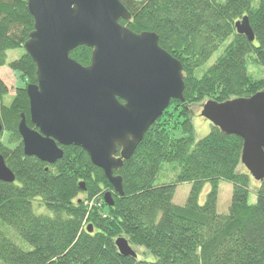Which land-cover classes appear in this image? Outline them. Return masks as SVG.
Wrapping results in <instances>:
<instances>
[{
  "label": "trees",
  "instance_id": "obj_1",
  "mask_svg": "<svg viewBox=\"0 0 264 264\" xmlns=\"http://www.w3.org/2000/svg\"><path fill=\"white\" fill-rule=\"evenodd\" d=\"M26 1L0 0V65L8 50L23 48L33 30ZM120 1L131 18L119 23L134 33L155 32L160 46L182 63L184 101L172 99L131 157L114 171L122 179L119 196L79 146H60L63 157L54 164L24 154L18 123L23 113L34 127L25 87L37 83V75L25 51L10 61L26 86L16 89L8 110L0 104L2 130L21 140L9 148L0 138V153L16 179L0 181V264H264V178L250 203L251 177L246 169L238 170L242 138L211 125L206 136L194 139L188 110L194 101L225 102L264 90V77L252 78L247 71L250 56L264 68V0ZM244 15L253 42L234 27ZM221 46L223 53L197 77L194 70ZM91 51L78 47L70 57L87 65ZM6 90L0 76V96ZM174 162L179 170L173 182L154 184L163 163ZM219 180L232 184L226 213L216 210ZM186 182L191 184L187 199L175 205L176 187ZM105 192L114 204L108 207L103 199L100 210L88 211L85 199L100 200ZM90 224L91 233L86 230ZM118 236L130 246H144L149 256H121L115 245Z\"/></svg>",
  "mask_w": 264,
  "mask_h": 264
},
{
  "label": "water",
  "instance_id": "obj_2",
  "mask_svg": "<svg viewBox=\"0 0 264 264\" xmlns=\"http://www.w3.org/2000/svg\"><path fill=\"white\" fill-rule=\"evenodd\" d=\"M33 30L23 49L33 59L37 83L26 86L31 128L21 114L18 132L24 154L54 164L60 146H79L100 167L114 192L123 194L114 175L128 160L153 122L172 99L184 101L182 63L163 49L155 32L134 33L119 20L131 14L120 0H27ZM236 32L255 40L249 17L234 23ZM91 48L81 65L72 50ZM200 116L224 134L242 138L241 164L258 182L264 178V90L247 98L208 99ZM3 126L0 121V132ZM15 175L0 153V181ZM85 190L84 182L78 183ZM108 207L110 192L103 194ZM92 231L91 224L86 229ZM121 256L137 257L125 237L115 239Z\"/></svg>",
  "mask_w": 264,
  "mask_h": 264
},
{
  "label": "rangeland",
  "instance_id": "obj_3",
  "mask_svg": "<svg viewBox=\"0 0 264 264\" xmlns=\"http://www.w3.org/2000/svg\"><path fill=\"white\" fill-rule=\"evenodd\" d=\"M224 45V44H223ZM223 47L221 46L218 48L215 52H213V55L209 59H207L200 67L196 68L193 73L197 77H201L204 74V71L209 68L213 61L216 60V57L223 53ZM25 49L17 48L13 50L7 51V56L5 59L4 64L0 65V76L5 82L7 86L6 94H3L0 96V104L2 110H8L10 104L13 102V99L16 97V89L19 87H25V80L22 77V74L20 71L12 70L9 67V62L18 59L19 56H21L24 53ZM26 52V51H25ZM247 71L252 76V78H262L264 77V68L260 65L256 64L254 60L252 59V56L248 57L247 59ZM26 88V87H25ZM208 99L204 100H198L194 101L193 103L188 105V110L190 117L192 118V124L194 128V139H200L206 134H208L211 130V123L206 118L200 116V112L202 110V105L204 102ZM7 108V109H6ZM177 133V132H176ZM179 135V133H178ZM0 138L1 141L9 148H13L18 144V142H21V140H17L16 138H13L9 135L8 131H1L0 132ZM245 169V167L242 165L238 167V170ZM179 166L177 162L174 163H163L160 171L158 172V175L156 176L154 180V184L161 185L164 183H170L173 182L175 179L176 174L178 173ZM247 170V169H246ZM258 181L253 179L251 177V182L249 185V195H248V201L250 203L255 202V195H256V187L258 185ZM191 184L186 183H180L177 185L175 190V195L173 197L172 202L176 205H183L185 200L187 199L188 192L190 189ZM209 184L205 185L202 191L200 192L199 196V202H203L205 199L206 194L208 193ZM232 184L226 181L219 180L218 185V197H217V207L216 210L218 213H226L228 210V207L230 205V197H231V191ZM80 197H83V194H79ZM84 205L87 206L88 211L91 208L100 210L102 207L103 198L99 200L98 197H93L89 199H85ZM39 212V211H38ZM85 223V222H84ZM8 231V230H7ZM9 234H11L10 231H8ZM119 237V236H118ZM117 238V237H116ZM131 248L138 253L139 258L146 259L149 254L148 250L144 248L142 245L135 244L131 246Z\"/></svg>",
  "mask_w": 264,
  "mask_h": 264
},
{
  "label": "flooded vegetation",
  "instance_id": "obj_4",
  "mask_svg": "<svg viewBox=\"0 0 264 264\" xmlns=\"http://www.w3.org/2000/svg\"><path fill=\"white\" fill-rule=\"evenodd\" d=\"M28 111H29V110H28ZM33 126H34L33 128H35V125H34V124H33ZM31 128H32V126H31ZM35 129H36V128H35Z\"/></svg>",
  "mask_w": 264,
  "mask_h": 264
}]
</instances>
